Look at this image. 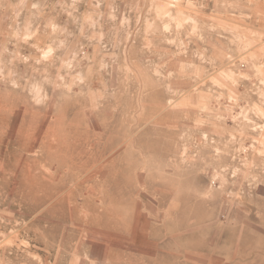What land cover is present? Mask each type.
Masks as SVG:
<instances>
[{
	"label": "rangeland",
	"instance_id": "obj_1",
	"mask_svg": "<svg viewBox=\"0 0 264 264\" xmlns=\"http://www.w3.org/2000/svg\"><path fill=\"white\" fill-rule=\"evenodd\" d=\"M0 264H264V0H0Z\"/></svg>",
	"mask_w": 264,
	"mask_h": 264
},
{
	"label": "clouds",
	"instance_id": "obj_2",
	"mask_svg": "<svg viewBox=\"0 0 264 264\" xmlns=\"http://www.w3.org/2000/svg\"><path fill=\"white\" fill-rule=\"evenodd\" d=\"M51 50H49V53H45L44 58L46 59L47 56L50 54ZM14 87L16 86L15 84L13 85ZM32 91L35 93L36 97H40V89L36 86L33 87ZM33 102L37 105L41 104L43 102V97L40 98H35L33 99Z\"/></svg>",
	"mask_w": 264,
	"mask_h": 264
}]
</instances>
